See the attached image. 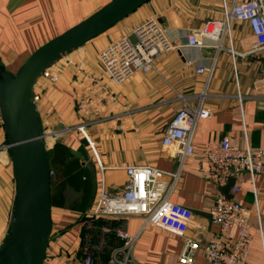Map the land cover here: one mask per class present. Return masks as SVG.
<instances>
[{
  "label": "crops",
  "instance_id": "crops-1",
  "mask_svg": "<svg viewBox=\"0 0 264 264\" xmlns=\"http://www.w3.org/2000/svg\"><path fill=\"white\" fill-rule=\"evenodd\" d=\"M110 1L0 0V65L14 74L40 46ZM233 1L225 0L226 6ZM222 17V0H149L54 63V83L38 78L33 91L43 95L36 105L43 133L71 129L50 148L53 160L48 155L58 179L54 182L50 176L51 239L42 264H83L81 239L87 225L84 213L96 199L101 170L88 142L75 130L77 126H83L104 168L109 192H117L125 185V166H150L170 174L180 170L170 200L194 214L184 236L200 244L218 240V229L208 218L218 192L206 178L205 163L187 159L180 167L173 150L163 147L161 139L165 126L184 105L183 100L191 108H197L202 100V106L211 113L197 124L195 148L214 146L224 137L241 144L245 129L250 146L264 150V63L260 54H245L253 43L249 25L232 21L230 42L224 38L220 50L207 39L199 40L205 46L189 45L192 32L200 30L207 21ZM147 19L158 22L175 49L156 58L149 72H137L114 83L103 70L99 53L110 43L130 36ZM229 47L242 55L232 60ZM198 67L211 69V75L208 77V70L198 74ZM6 145L0 118V244L7 233L14 202L13 170ZM69 176H74L73 184L68 183ZM239 180L240 204L251 211L257 209L261 218L258 230L252 216L254 244L245 264H264V172L254 176V185L245 175ZM171 181V177H165L167 184ZM54 187L59 189L56 198ZM142 224L141 216L123 220L127 234H138L132 262L181 264L178 257L184 238L154 226L141 229ZM235 239L236 230L223 237L225 244ZM91 241L92 264H116L112 258L116 247L111 237L106 238L101 250L97 249L95 234ZM192 264H207L201 250L196 252Z\"/></svg>",
  "mask_w": 264,
  "mask_h": 264
},
{
  "label": "built area",
  "instance_id": "built-area-1",
  "mask_svg": "<svg viewBox=\"0 0 264 264\" xmlns=\"http://www.w3.org/2000/svg\"><path fill=\"white\" fill-rule=\"evenodd\" d=\"M222 4V19L209 20L200 30L192 32L189 45L205 46L200 44L199 40L207 39L215 43L216 48L220 50L224 38L230 42V23L246 22L251 30L253 43L245 54H260L264 63V0H234L229 7L226 6L225 0H222ZM174 49L175 47L166 40L158 22L155 19H147L134 28L130 36H123L110 43L99 53L98 58L107 77L114 83H120L137 72H149L153 69L156 58ZM228 51L232 60L236 55H242L234 52L231 47ZM233 69L235 70L234 62ZM206 70L208 69L198 67L196 72L201 74ZM210 72L211 69L207 71L208 77ZM40 77L52 83L57 80L51 67L43 71ZM42 96V93L33 91L35 105L42 100ZM238 100L241 101L239 94ZM183 104L165 126L161 143L163 147L173 150V156L180 167L187 159L205 163L206 178L218 192L208 211L210 223L218 229V240L200 244L184 236L190 228L194 214L190 209L170 200L180 170L176 174H170L150 166H125L122 168L126 175L125 185L117 192H109L104 180V168L101 167L83 126H77L75 130L88 142L101 170L96 199L84 213L87 225L81 239L83 264H92L89 248L94 234L97 237L98 250L104 248L108 237L115 242L116 249L112 258L116 264H134L131 253L138 234L129 235L124 231L123 220L128 216H141V229L154 226L183 237V248L178 257L181 264H192L198 250L203 252L207 264L247 262L254 244L251 219L254 216L256 226L260 230L261 218L257 209L251 211L240 204L237 198L240 191L239 179L245 175L254 185V176L264 172V150L250 146L245 129L242 132L241 144L224 137L214 146L195 148L193 139L197 124L201 119L209 118L211 112L209 108L202 106V100L197 108H191L184 100ZM69 131L71 132V129L47 132L44 134L45 144L46 139L50 138L53 145L61 135ZM167 176L172 178L170 184L165 182ZM231 178L234 179V184L229 190L228 198L220 190ZM253 195L256 198L254 186ZM230 230H236V239L225 244L223 237Z\"/></svg>",
  "mask_w": 264,
  "mask_h": 264
},
{
  "label": "water",
  "instance_id": "water-1",
  "mask_svg": "<svg viewBox=\"0 0 264 264\" xmlns=\"http://www.w3.org/2000/svg\"><path fill=\"white\" fill-rule=\"evenodd\" d=\"M149 0H111L84 20L35 50L11 74L0 65V118L10 155L14 202L0 244V264H42L51 239L48 148L33 102L43 71L92 40ZM231 178L221 188L230 197Z\"/></svg>",
  "mask_w": 264,
  "mask_h": 264
},
{
  "label": "rangeland",
  "instance_id": "rangeland-1",
  "mask_svg": "<svg viewBox=\"0 0 264 264\" xmlns=\"http://www.w3.org/2000/svg\"><path fill=\"white\" fill-rule=\"evenodd\" d=\"M51 147H52V144H51V146L48 148V155H49L50 158L53 160V151L50 150ZM54 168H55V167H54L53 164H52L51 178H52V180H53L54 182H56L57 179H58V174H56ZM58 190H59V189H57V188H55V187L53 188L52 192H53L54 198H56Z\"/></svg>",
  "mask_w": 264,
  "mask_h": 264
},
{
  "label": "trees",
  "instance_id": "trees-1",
  "mask_svg": "<svg viewBox=\"0 0 264 264\" xmlns=\"http://www.w3.org/2000/svg\"><path fill=\"white\" fill-rule=\"evenodd\" d=\"M54 148V147H53ZM48 160H49V158H48ZM51 164H53V161L52 160H50V163H49V166L51 165ZM68 169H69V167H68ZM50 171H51V169H50ZM70 172V171H69ZM68 183H70V184H73L74 183V176H69L68 177ZM88 205V204H87ZM89 206V205H88Z\"/></svg>",
  "mask_w": 264,
  "mask_h": 264
},
{
  "label": "bare ground",
  "instance_id": "bare-ground-1",
  "mask_svg": "<svg viewBox=\"0 0 264 264\" xmlns=\"http://www.w3.org/2000/svg\"><path fill=\"white\" fill-rule=\"evenodd\" d=\"M47 141H46V146H47V148H49L50 146H51V139L50 138H47L46 139Z\"/></svg>",
  "mask_w": 264,
  "mask_h": 264
}]
</instances>
